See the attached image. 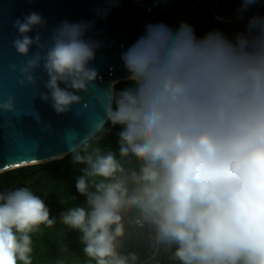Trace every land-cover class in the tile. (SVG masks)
Returning <instances> with one entry per match:
<instances>
[{"label":"clouds","instance_id":"1","mask_svg":"<svg viewBox=\"0 0 264 264\" xmlns=\"http://www.w3.org/2000/svg\"><path fill=\"white\" fill-rule=\"evenodd\" d=\"M236 2L243 18L262 0ZM94 23L64 20L45 39L41 14L17 17L11 45L26 59L8 65L57 115L90 109L86 130L63 136L72 163L84 165L75 188L86 199L59 213L89 264H140L126 251L132 231L175 264H264V15L232 37L146 24L121 53L130 84L119 90L116 80L97 84ZM15 111V97L0 92V114ZM114 128L118 151L99 143ZM55 223L28 187L0 192V264H33L32 234Z\"/></svg>","mask_w":264,"mask_h":264},{"label":"water","instance_id":"2","mask_svg":"<svg viewBox=\"0 0 264 264\" xmlns=\"http://www.w3.org/2000/svg\"><path fill=\"white\" fill-rule=\"evenodd\" d=\"M201 0H121L116 4L102 3L101 0H0V92L7 99L15 97L16 111L0 114V174L23 167L42 165L59 160L52 173L63 166L69 155L64 144L65 129L75 128L83 133L85 119L90 114L80 105L73 111L57 115L49 102L38 96L34 99L32 86L20 87L19 73L10 72V63L19 64L26 59L19 56L11 42L16 38L14 20L35 11L47 20V39L51 30L62 21H95L87 36L101 41L92 62L102 77L97 84L104 88L111 81L125 82L128 73L120 59L121 53L144 33L149 23H165L175 29L187 13ZM236 0H211L210 14L222 23L238 22L239 31L244 29L248 16L264 15V0L251 8L243 18L237 9ZM110 9L106 16L103 11ZM34 35V33H30ZM37 49L33 47V53ZM38 75H42L37 70ZM63 87V85H61ZM43 89V83L38 82ZM84 102L93 103L88 94L80 93ZM76 113H81L78 117Z\"/></svg>","mask_w":264,"mask_h":264},{"label":"trees","instance_id":"3","mask_svg":"<svg viewBox=\"0 0 264 264\" xmlns=\"http://www.w3.org/2000/svg\"><path fill=\"white\" fill-rule=\"evenodd\" d=\"M210 4L211 0H201L198 5L187 13L182 22L193 25L197 36H203L210 30H220L229 37L234 36L239 31L240 24L238 22L222 23L214 19L209 11ZM129 84V81L120 82L116 87L119 90L129 86ZM118 131L119 128H114L103 134V138L99 142L100 146L104 149L111 148L113 151H118L116 143ZM59 163L60 161L56 160L42 165L23 167L1 173L0 192L28 187L35 195L45 200L51 216L56 219L55 224H57L61 211L75 204H83L86 199L75 188V180L81 175L80 168L84 165L73 164L69 154L64 158L63 166L52 173V169L58 166ZM48 230H51V228L41 225L40 230L37 232ZM146 241L151 243L146 234L140 235L136 231L131 232L127 241L128 251H135L139 254L140 264H175V262L167 259L162 249L157 251L155 263L148 261L154 253V247L149 249Z\"/></svg>","mask_w":264,"mask_h":264},{"label":"rangeland","instance_id":"4","mask_svg":"<svg viewBox=\"0 0 264 264\" xmlns=\"http://www.w3.org/2000/svg\"><path fill=\"white\" fill-rule=\"evenodd\" d=\"M79 236L80 233L63 225L58 216V222L51 227V230L32 234L33 264H89L88 258L82 251L83 245ZM146 244L149 249L153 247L147 241Z\"/></svg>","mask_w":264,"mask_h":264},{"label":"built area","instance_id":"5","mask_svg":"<svg viewBox=\"0 0 264 264\" xmlns=\"http://www.w3.org/2000/svg\"><path fill=\"white\" fill-rule=\"evenodd\" d=\"M157 249L154 247V253L150 256V258L148 259V261H153L155 260V256L157 254ZM155 263V262H154Z\"/></svg>","mask_w":264,"mask_h":264}]
</instances>
